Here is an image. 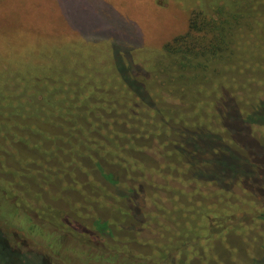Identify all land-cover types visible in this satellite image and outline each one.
<instances>
[{
    "label": "rangeland",
    "instance_id": "rangeland-1",
    "mask_svg": "<svg viewBox=\"0 0 264 264\" xmlns=\"http://www.w3.org/2000/svg\"><path fill=\"white\" fill-rule=\"evenodd\" d=\"M211 1L220 3L94 0V4L76 10L84 15L92 11L98 14L86 29L82 26L88 19L70 14L68 5L76 0H0V87L7 86L1 87L9 89L7 96H13V91L18 94L22 74L32 80L52 71L78 81L84 88L90 86L83 96L103 102L113 95L118 103L122 93L116 85L123 88L118 72L143 86L150 81V90L160 89L156 98L153 96L155 103L172 110L180 108V115H174L180 129L194 120L197 124L193 126L199 130L217 135L209 143L217 154L208 153L209 147L198 156L200 166L212 167V162L217 165V160L226 159L229 166L238 167L234 171L243 168L248 172L242 181L250 188L245 191L233 184L229 180L231 169H224L217 183L201 176L196 182L184 184L153 178L155 188L144 183H139L137 190L131 189L130 182L125 183L129 189L111 184L108 195L104 192L98 199L93 194L97 199L91 200H86L79 189L57 190L49 195L46 192L51 186L45 184L39 190L44 193L39 201L32 202L25 190L30 192L32 186L25 168L13 167L0 155V230L11 246L27 252L19 257L0 247V264H48L42 256L51 264H169L174 261L171 255L165 261H156L157 257L151 260L149 253L145 258L134 254L136 250L151 251L144 243L155 244L159 251L174 240L175 228L178 235L180 224L187 230L194 222L198 227L206 225L212 235L207 243L177 237V251L183 252L177 255L180 264H264V202L261 205L256 191L264 194V4L262 11L252 6L248 11L244 7L232 9L231 15H237L229 28L228 49L219 58L205 61L203 70L183 69L176 65L179 57L163 50L165 43L187 31L191 13ZM42 2L50 7L57 5L59 13L28 26L11 23L39 19L45 14ZM172 70L174 83L168 77ZM193 74L197 79L190 85ZM6 77L11 83L4 82ZM162 83L168 88L184 84L196 88L199 102L189 100L193 96L188 87L167 91ZM40 97L37 94L38 100ZM224 102L231 103L234 114L239 111L232 122L246 134L230 135L225 130L232 131L233 126L222 128L221 120L226 122L229 108L221 116L216 105ZM149 106L139 109L153 113ZM248 113L255 115L257 123H248ZM158 158L155 161L161 160ZM238 161L243 167L237 165ZM29 167L36 169L34 165ZM73 205L72 210L69 206ZM179 208H184L180 214ZM54 215L66 216V226L49 222L47 218ZM211 216L216 220L227 216V229L221 235Z\"/></svg>",
    "mask_w": 264,
    "mask_h": 264
},
{
    "label": "trees",
    "instance_id": "trees-1",
    "mask_svg": "<svg viewBox=\"0 0 264 264\" xmlns=\"http://www.w3.org/2000/svg\"><path fill=\"white\" fill-rule=\"evenodd\" d=\"M92 3L94 4V0H76L73 5H68L73 17L88 19L82 26L86 29L90 28L86 25L91 23L98 14L92 11L85 16L81 12L77 13L76 10L78 7L82 8L84 4ZM262 4L264 0H220L218 4L214 1L206 2L191 13L187 31L165 43L163 50L166 54L179 57L182 61L177 59L176 65L183 69L188 66L189 69L200 67L203 70L202 64L205 61L219 58L220 54L228 49L231 36L229 28H232L231 22L236 21L237 15H231L232 9L244 7L248 11L252 6L253 9L262 11ZM42 5L45 14L39 19H16L11 23L15 26H28L31 22H40L45 20V17L59 13L57 5L50 7L44 2ZM246 14L250 15V13ZM252 15L253 13L250 16ZM194 64L196 66H193ZM118 73L123 82V88L119 84L116 85L122 93L119 103L113 95H109L103 102L95 97L83 96V91L90 86L84 88V85H80L78 81L77 84L69 77L66 78L52 71L49 75L41 74L32 80L22 74L19 92L14 94L15 91H13L11 93L13 96H7L8 88H1L6 85L0 87V155L4 156L8 160L7 163L13 167L25 168L32 181V186L29 188L34 196L24 189L28 195H31L32 202L39 201L44 194L39 190L45 184L51 186V189L46 192L49 195L56 193L57 190L79 189L85 193L86 200H91L97 196L100 199L104 192L108 195L106 193L111 184L129 189L130 187L125 183L130 182L131 189L137 190L138 184L144 183L155 188L153 178L174 179L184 184L191 180L196 182L201 176L205 180L217 183V180L222 179L220 175L224 169H231L229 180L233 184L241 185L245 191L250 189L242 181L248 172L240 167L239 171H234L238 167L229 166L226 159L217 160V165L212 162V167L200 166L198 156L206 153L209 147L208 153L215 151L209 143L217 139L216 134L212 136L211 132L199 130L193 126L197 124L194 120L190 121L191 124L186 125V128L180 129L176 120L178 118L176 116L180 115V108L172 110L162 106L160 102H154L157 101L155 98L160 93V89L150 90V84H147L150 81L143 86L130 77L127 78ZM168 77L173 83L176 82L173 70L169 72ZM189 78L191 85L196 81L197 74ZM4 82L11 83L8 77ZM190 85L184 84L171 88L164 85L163 87L167 91H175L179 88V91H183L188 87L193 96L189 97V100L198 101L197 94L200 91ZM37 94L41 95L39 100ZM151 101L154 105H160L150 107ZM192 101L190 103L194 105L195 102ZM140 106H149L154 112H142L143 110L139 109ZM216 108L221 116H224L222 111L229 108V111L226 110V122L220 118L223 123L222 128L231 129L232 126L235 128L232 131L225 130L228 134H246L232 122L237 119L239 111L234 114L231 103L224 102L223 105L219 103ZM246 117L250 124L258 121L251 113H248ZM219 149L225 151L223 148ZM228 152L231 153V151ZM156 158L161 160L155 161ZM238 162L240 163L237 165L243 167V162ZM30 165H34L36 169L30 168ZM256 191L262 205L263 191L260 189ZM93 194L97 196L94 197ZM17 205H19L18 202H16ZM69 207L72 210L75 209L74 205ZM183 211L184 208H179L178 213ZM165 213L168 214V212ZM262 216L264 217V212ZM211 217L214 221L213 225L218 227L221 235V232L227 229L225 228L227 220L224 219L227 216L218 217L217 220L216 216ZM47 219L49 222H58L57 224L61 227H65L68 220L66 216L61 218L58 215ZM178 228L180 233L178 231L177 235V228H175L172 236L174 240L169 242V247L162 245L158 251V246L155 244L144 243L143 245H147L156 253L136 250L135 257L145 258L149 253L148 257L151 260L157 257L156 261L163 259L165 261V258L171 255L174 261L169 264H180L181 259L177 258V255L183 252L177 251L176 243H179L175 242L177 237L207 243L212 235L208 232L206 225L199 224L198 227L195 222L188 226L187 230L183 224H180ZM8 241L7 236L0 230L1 248H8L19 257L23 252L27 253L11 246ZM199 245L200 243L194 247ZM42 259L51 264L43 256Z\"/></svg>",
    "mask_w": 264,
    "mask_h": 264
}]
</instances>
